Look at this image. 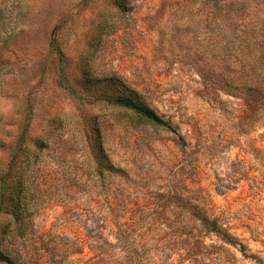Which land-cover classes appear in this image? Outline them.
I'll return each instance as SVG.
<instances>
[{"label":"rangeland","instance_id":"374dc122","mask_svg":"<svg viewBox=\"0 0 264 264\" xmlns=\"http://www.w3.org/2000/svg\"><path fill=\"white\" fill-rule=\"evenodd\" d=\"M246 1L253 10L261 0ZM207 3L0 0L9 12L0 60L13 72L0 71V143L13 146L28 116L29 150L47 144L34 160L15 264H264V109L250 113L224 91L233 64L212 63L195 34ZM111 77L166 125L99 100ZM88 79L102 82L96 89ZM94 139L122 176H94ZM191 206L243 248L205 231Z\"/></svg>","mask_w":264,"mask_h":264},{"label":"trees","instance_id":"16d2710c","mask_svg":"<svg viewBox=\"0 0 264 264\" xmlns=\"http://www.w3.org/2000/svg\"><path fill=\"white\" fill-rule=\"evenodd\" d=\"M207 12L198 16L195 23V34L199 42L205 43L212 63H231L235 70L232 75L221 78L224 91L241 98L250 113H259L264 109V0L258 3V9H253L246 0H206ZM118 7L123 8L126 0H118ZM253 11L254 15L250 14ZM6 9L0 10V25L8 18ZM50 46L55 52L59 64L64 63V57L55 37ZM3 74H13L6 60H0V71ZM64 89L70 96L76 95V90L69 83L65 74L61 75ZM87 84L97 89L100 80H87ZM99 100L124 112L132 119H139L152 126H165L159 115L152 110L142 96L132 86L127 85L117 77L107 79L106 92L98 94ZM258 106V107H256ZM29 118L25 117L19 126V133L13 146L3 148L0 143V153L8 156L0 160V217L7 220L0 224V261L15 264L12 248L17 237L16 228L27 220V193L36 173L35 163L39 153L47 149V144L38 141L34 150L28 147L27 134ZM1 124V115H0ZM93 173L97 179L122 176L104 153L102 143L94 139L88 144ZM34 165V166H33ZM31 177V178H30ZM191 215L205 231L220 239L226 245L243 248L236 238L215 219L202 214L198 206H191ZM255 261L259 264L258 260Z\"/></svg>","mask_w":264,"mask_h":264}]
</instances>
